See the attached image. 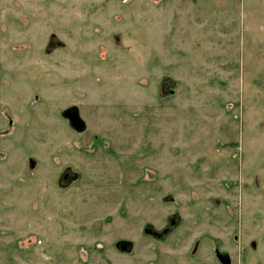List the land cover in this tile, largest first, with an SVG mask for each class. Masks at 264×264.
Segmentation results:
<instances>
[{
  "label": "rangeland",
  "instance_id": "374dc122",
  "mask_svg": "<svg viewBox=\"0 0 264 264\" xmlns=\"http://www.w3.org/2000/svg\"><path fill=\"white\" fill-rule=\"evenodd\" d=\"M217 249L264 264V0H0V264Z\"/></svg>",
  "mask_w": 264,
  "mask_h": 264
},
{
  "label": "water",
  "instance_id": "95a60500",
  "mask_svg": "<svg viewBox=\"0 0 264 264\" xmlns=\"http://www.w3.org/2000/svg\"><path fill=\"white\" fill-rule=\"evenodd\" d=\"M61 115H62V117H64L65 119L68 120L69 125L75 131L83 132L86 129V127H87L86 122L82 118V116L80 114L79 107L77 105H71V106H68L67 108L63 109L61 111ZM172 217H173V220L168 219V224L161 231L155 230V232L167 234L169 229L177 226L179 221H180V216L178 214H173V215H171L170 218H172ZM150 227H152L151 224H147L145 227V231L149 232ZM216 253H217L218 259L223 264H230V256H229L227 251L217 249Z\"/></svg>",
  "mask_w": 264,
  "mask_h": 264
},
{
  "label": "flooded vegetation",
  "instance_id": "af4514ba",
  "mask_svg": "<svg viewBox=\"0 0 264 264\" xmlns=\"http://www.w3.org/2000/svg\"><path fill=\"white\" fill-rule=\"evenodd\" d=\"M68 175H69V172H65V173L63 174V177L67 178ZM170 217H171V215L168 216V219L173 220V217H172V218H170ZM168 219H167V224H168ZM179 223H180V221H179ZM179 223H178V225H179ZM178 225L175 226V227H172L171 229H169V231L167 232V234H164V233H156L155 230L161 231L163 228H161V229H155V228H153V227H150V231H149V232H146V231H145V227H146V226L144 227V232H145L146 234H148L149 236H151L152 238H154L155 240H165V239H167V238L170 237V235H171L172 232L178 227ZM119 246H120V249H121V250L126 249V250H123L124 252H131V251H132V243L129 242L128 240H123L122 242L119 243ZM225 251H227V250H225ZM228 254H229V256H230V264H232V258H231V255H230L229 252H228ZM216 257H217V259H218L217 253H216ZM218 260H219V259H218ZM219 262H220L221 264H223L220 260H219Z\"/></svg>",
  "mask_w": 264,
  "mask_h": 264
}]
</instances>
